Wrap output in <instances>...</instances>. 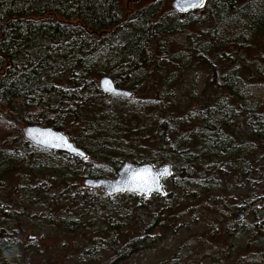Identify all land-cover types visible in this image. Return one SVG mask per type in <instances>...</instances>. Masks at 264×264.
I'll return each mask as SVG.
<instances>
[{"label":"trees","instance_id":"1","mask_svg":"<svg viewBox=\"0 0 264 264\" xmlns=\"http://www.w3.org/2000/svg\"><path fill=\"white\" fill-rule=\"evenodd\" d=\"M144 1L131 12L126 0H0V264H27L38 256L44 264H58L43 235L22 242L23 215L33 216L38 230L84 231L75 218L104 207L80 181L115 178L126 162L170 165L175 192L164 188V195L151 200L119 195L149 210L150 222L124 244L115 225L106 240L93 239L113 252L105 264L126 261L160 242L153 233L173 226V205L159 208L157 201L178 199L191 212L202 196L213 201V183L222 178L264 188V173L253 159L264 154V104L244 97L242 87L255 77L236 69L252 60L251 49L258 50L255 65L264 66V47H250L264 37V0H206L186 14L173 11L167 0ZM197 66L206 71L207 82L196 108L190 99L178 103L165 88L160 94L158 75L179 72L185 88L183 76ZM104 76L132 97L104 94L99 86ZM179 104L192 114L174 117L171 108ZM26 126L63 133L87 158L32 145L22 134ZM17 172L25 179L21 185L13 183ZM191 185L199 197L192 198ZM10 189L21 190L28 203H12ZM238 202L215 199L201 212L218 211L225 220L243 213L242 233L263 235L248 264H264V194L250 193ZM200 258L185 243L162 264H195Z\"/></svg>","mask_w":264,"mask_h":264},{"label":"rangeland","instance_id":"2","mask_svg":"<svg viewBox=\"0 0 264 264\" xmlns=\"http://www.w3.org/2000/svg\"><path fill=\"white\" fill-rule=\"evenodd\" d=\"M172 2L173 0H167L170 7ZM143 4H145L144 0H126V7L131 12L143 7ZM252 46L255 48L264 47V37H259L257 43L254 42L250 45V47ZM257 53L258 50L251 49L250 57L254 63L246 59L238 64L236 69L240 70L241 74H252L255 77L252 83L242 87L244 97L250 102L255 101L264 104V66L255 65V63L260 62ZM158 77L161 83L159 86L160 94L165 88L166 95L178 103H181L183 99H190L192 108H196V101L203 93L207 82L206 71L200 66L187 71L183 76L185 88L179 82V79L182 78V74H179V72L169 71L163 75H158ZM181 108L182 104H179V107L172 106L171 109L174 117L175 115L177 117H186L192 114L191 110L183 112ZM226 118H229V116ZM150 136L153 137V134L151 133ZM148 147L154 148L151 144ZM253 159L256 160L254 165L262 168V173H264V154L263 156H260V154L259 156L256 155ZM15 176H17V180L13 182L15 185H21L25 182L22 172H17ZM233 178L228 180L222 178L220 179V183H213L211 200L223 199L228 201L229 198H237L239 200L238 203L242 204L244 198L250 193H254L255 195L264 194V188L260 192L258 187L252 188L250 183L236 181ZM32 181L30 180V182ZM163 182L166 191L173 190L175 192L170 179H166ZM79 185L85 188L83 180L80 181ZM195 189L196 187L192 185L189 188L193 199L199 197L195 193ZM92 191L95 192H92V194H95L96 203H101L104 209H93L86 216L80 217L79 215L75 218L76 221L81 218V224H83L82 230L84 231L79 230L73 234L62 232L55 228L38 230L37 220L33 216L24 214L22 228L23 230L25 229V232L24 236H21V238L23 237L22 242H35L36 240H30L29 238L43 235L48 247L54 248L51 256L57 257L58 264H105L113 255V252L105 245L97 246L96 244H92L93 239L106 240L115 225L116 229L121 232L120 242L124 244L127 240L140 234L141 226L144 228L149 224L150 211L148 210L144 213L142 209H137L138 202L134 201V197H131L132 200L129 201L126 197L117 195L109 197L111 201H106L104 199L106 195L102 189ZM54 193H56L55 190L52 191V194ZM7 195L12 203H16L19 206L24 207L28 203L27 198L23 197L24 195L21 190L17 193L14 189H10ZM199 199H201V202L195 203L192 208L193 210H190L191 212L186 211L184 206H180L178 199L172 204H166L164 200H161V202L157 201L159 208L173 205V218L170 221V225L173 224V226L165 230L159 226L153 233V235L160 236L158 244L118 264H162L174 253L176 254L185 243H190V248L201 256L199 262L195 264H236L237 261L243 264L244 259L241 258L244 257L245 253L246 259H248L246 264H248L251 257L253 259L258 247L262 246L263 242H261V238L263 235L260 232L251 233L250 231L242 233V222L235 223L232 219L233 215L230 216L229 220H225V217L221 218L218 211H213L211 214H207V212L202 213L201 210L209 207L213 201L207 200L206 195ZM152 203L150 201L146 205L151 206ZM222 205L224 203H221L219 206ZM108 206L113 209L106 210ZM223 209L227 213L225 207ZM108 230L109 233L106 232ZM249 243L252 247L251 249L248 248L247 244ZM197 245H201V247L196 248ZM246 247L248 248L247 250H245ZM207 253H214L215 257L210 258L205 256ZM257 253L259 252L257 251ZM32 261H29L27 264H44L41 256L34 258Z\"/></svg>","mask_w":264,"mask_h":264},{"label":"water","instance_id":"3","mask_svg":"<svg viewBox=\"0 0 264 264\" xmlns=\"http://www.w3.org/2000/svg\"><path fill=\"white\" fill-rule=\"evenodd\" d=\"M205 2L206 0H173L171 9L177 13L186 14L201 9ZM106 82L110 87H106ZM99 86L106 95L124 99L132 97L129 91L117 88L108 76L100 79ZM22 134L26 141L41 149L82 159L87 158L83 150L76 147L66 135L52 128L26 126L22 129ZM171 174V166L168 164L154 167L150 164L137 166L126 162L116 173L115 178L87 179L84 181V187L91 190L102 189L107 197L131 193L149 199L151 195L165 194L163 181L169 179ZM199 176H203V173H199ZM244 219L243 213L235 214L233 217L236 223Z\"/></svg>","mask_w":264,"mask_h":264},{"label":"snow or ice","instance_id":"4","mask_svg":"<svg viewBox=\"0 0 264 264\" xmlns=\"http://www.w3.org/2000/svg\"><path fill=\"white\" fill-rule=\"evenodd\" d=\"M106 87H110V86L107 84V82H106Z\"/></svg>","mask_w":264,"mask_h":264},{"label":"flooded vegetation","instance_id":"5","mask_svg":"<svg viewBox=\"0 0 264 264\" xmlns=\"http://www.w3.org/2000/svg\"><path fill=\"white\" fill-rule=\"evenodd\" d=\"M234 215H235V214H234ZM234 215L232 216V219H233ZM243 221H244V220H243ZM243 221H242V222H243Z\"/></svg>","mask_w":264,"mask_h":264}]
</instances>
